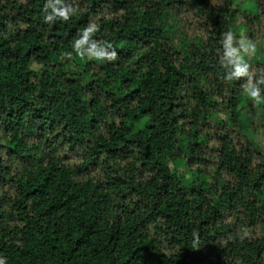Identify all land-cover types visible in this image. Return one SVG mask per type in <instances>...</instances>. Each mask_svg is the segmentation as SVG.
<instances>
[{
    "label": "trees",
    "instance_id": "1",
    "mask_svg": "<svg viewBox=\"0 0 264 264\" xmlns=\"http://www.w3.org/2000/svg\"><path fill=\"white\" fill-rule=\"evenodd\" d=\"M69 2L44 23L45 0H0V256L264 264V99L255 119L217 54L245 37L264 76V0ZM90 21L115 60L73 51Z\"/></svg>",
    "mask_w": 264,
    "mask_h": 264
},
{
    "label": "clouds",
    "instance_id": "2",
    "mask_svg": "<svg viewBox=\"0 0 264 264\" xmlns=\"http://www.w3.org/2000/svg\"><path fill=\"white\" fill-rule=\"evenodd\" d=\"M77 11L78 9L69 0H45L42 19L44 23L68 21ZM98 30V24L93 21L80 29L78 37L72 43L73 51L80 57L87 56L100 61L115 60L117 53L112 45L93 38ZM252 51L254 45L250 40L245 37L236 39L232 31H226L223 33L221 48L217 50V54L221 67L225 69L224 79L246 77L244 92L253 101L259 103L264 99V76L254 78L249 71L250 65L244 59ZM0 264H7V259L0 256Z\"/></svg>",
    "mask_w": 264,
    "mask_h": 264
},
{
    "label": "rangeland",
    "instance_id": "3",
    "mask_svg": "<svg viewBox=\"0 0 264 264\" xmlns=\"http://www.w3.org/2000/svg\"><path fill=\"white\" fill-rule=\"evenodd\" d=\"M239 1V3L244 7V8H246V6H247V3H246V0H238ZM85 57H87V56H85ZM78 58L81 60H83L84 58L83 57H80V56H78ZM248 104H249V106L251 107V109H250V111H253V117L255 118V119H257L259 116H260V112L259 111H254V110H256L257 109V107H256V104H257V102H252V99H250L249 101H248ZM258 104H260V102L258 103ZM249 109V108H248ZM256 141L257 142H259L262 146H264V134L262 133V132H259L257 135H256Z\"/></svg>",
    "mask_w": 264,
    "mask_h": 264
}]
</instances>
